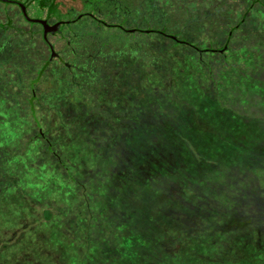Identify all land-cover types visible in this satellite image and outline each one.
<instances>
[{
  "label": "rangeland",
  "instance_id": "374dc122",
  "mask_svg": "<svg viewBox=\"0 0 264 264\" xmlns=\"http://www.w3.org/2000/svg\"><path fill=\"white\" fill-rule=\"evenodd\" d=\"M217 1L222 55L157 36L73 82L0 51V264H264V0Z\"/></svg>",
  "mask_w": 264,
  "mask_h": 264
},
{
  "label": "flooded vegetation",
  "instance_id": "af4514ba",
  "mask_svg": "<svg viewBox=\"0 0 264 264\" xmlns=\"http://www.w3.org/2000/svg\"><path fill=\"white\" fill-rule=\"evenodd\" d=\"M143 1L0 0V44L10 42L0 51H22L28 61L34 55V63L65 69L73 82H93L98 75L91 76L90 69L118 55L128 54L137 67L143 63L141 51L155 49V36L173 40L171 33L145 26ZM169 7L173 9L172 0ZM31 44H37L34 54Z\"/></svg>",
  "mask_w": 264,
  "mask_h": 264
},
{
  "label": "trees",
  "instance_id": "16d2710c",
  "mask_svg": "<svg viewBox=\"0 0 264 264\" xmlns=\"http://www.w3.org/2000/svg\"><path fill=\"white\" fill-rule=\"evenodd\" d=\"M170 1L148 0L147 3L146 0L143 1L142 12L144 15V21L147 24L145 26L157 28L163 33H171L172 36L176 38V40H170L157 35L158 37L164 38L171 43L170 46H162V48L159 49L161 51L158 50L159 57L157 58L163 59L165 57V50L163 49H182L183 47L193 50L201 56L202 53L204 54L206 51L215 49L212 47L213 45L222 43L223 36L221 30H223L222 32H225L227 29H229L226 40H224L225 42L223 46L219 49L222 50V52H220L218 49H215L216 53H219L220 55L224 54V50L227 49L229 39L231 38L230 33H233V31L237 29L239 25L237 22L238 20L236 19V13L229 6L222 7L217 0H172L173 9H170L168 7L170 6ZM221 22L222 24L220 26H214L215 23ZM213 27H215L214 30H218L219 32V35L216 36L215 41H206V43L205 41L201 42L196 39V37H202V35L209 36L211 32L208 31L213 29ZM150 39L148 40L150 41ZM178 41H184L188 44H178ZM226 42L227 44H225ZM9 45L10 42L6 41L5 45L0 44V49H4V47ZM146 51L150 54L148 55V58H151L153 55H155L154 51L156 50L152 51L144 49L141 51V58L144 64H147L144 61L146 59ZM135 74H137L136 69ZM81 108L82 107L78 109ZM87 108L88 106L86 109Z\"/></svg>",
  "mask_w": 264,
  "mask_h": 264
},
{
  "label": "water",
  "instance_id": "95a60500",
  "mask_svg": "<svg viewBox=\"0 0 264 264\" xmlns=\"http://www.w3.org/2000/svg\"><path fill=\"white\" fill-rule=\"evenodd\" d=\"M24 14H25V13H24ZM25 15H26V14H25ZM167 36H168V35H167ZM169 37L172 38V39H174V40H176V38H175L174 36H170V35H169ZM210 51H212V52H216L215 49H212V50H210ZM219 51L222 52V50H219Z\"/></svg>",
  "mask_w": 264,
  "mask_h": 264
}]
</instances>
